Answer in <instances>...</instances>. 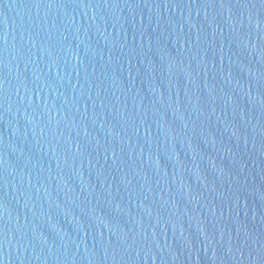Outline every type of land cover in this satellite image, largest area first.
Returning <instances> with one entry per match:
<instances>
[{
	"label": "water",
	"instance_id": "water-1",
	"mask_svg": "<svg viewBox=\"0 0 264 264\" xmlns=\"http://www.w3.org/2000/svg\"><path fill=\"white\" fill-rule=\"evenodd\" d=\"M0 264H264V0H0Z\"/></svg>",
	"mask_w": 264,
	"mask_h": 264
}]
</instances>
